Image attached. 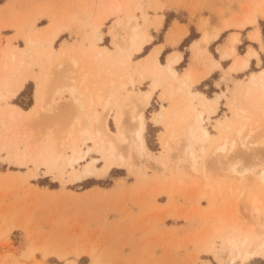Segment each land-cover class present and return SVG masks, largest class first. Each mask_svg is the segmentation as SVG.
I'll return each instance as SVG.
<instances>
[{"label":"rangeland","instance_id":"obj_1","mask_svg":"<svg viewBox=\"0 0 264 264\" xmlns=\"http://www.w3.org/2000/svg\"><path fill=\"white\" fill-rule=\"evenodd\" d=\"M244 20L253 24L232 26ZM172 23L186 29V37L176 45L184 30L169 31L166 41L173 49L154 48ZM131 26L141 37L137 52L127 42ZM252 29L264 46V0H0V62L11 76L8 89L22 85L0 102V264H229L230 256L232 264H264L236 251L264 238V54L241 73H216L201 82L217 67L209 59L218 60L216 46L228 34L242 36L238 55L248 45L257 50L243 38ZM231 39L232 47L237 41ZM103 48L110 55L93 58ZM155 49L158 54L145 65ZM172 50L180 62L169 73L157 66ZM87 73L94 85L111 81L90 121L65 91ZM156 73L159 87L142 111V157L135 149L133 106ZM213 80L222 81L218 96ZM38 86L43 101L31 113ZM197 92L214 99L203 103ZM11 111L19 116L10 118ZM157 113L174 128L201 115L209 136L203 143L191 141L195 170L183 137L163 147L170 128L152 121ZM118 119L124 142L113 144L123 164L101 175L107 148H100L101 140L104 132L116 140ZM78 128L89 137L77 143L86 156L75 168L95 159L96 172L72 182L61 159L70 153L68 133L77 137ZM231 139L232 151L212 156ZM229 241L237 243L230 255Z\"/></svg>","mask_w":264,"mask_h":264},{"label":"bare ground","instance_id":"obj_2","mask_svg":"<svg viewBox=\"0 0 264 264\" xmlns=\"http://www.w3.org/2000/svg\"><path fill=\"white\" fill-rule=\"evenodd\" d=\"M253 21L252 20H244L241 21L237 24L232 25L234 28L236 29H243L246 26L252 25ZM157 26L161 27L162 26V22H158ZM229 25H224L225 28H227ZM127 29H129L127 31L128 33V38H127V42H128V46L131 50H134L135 52L140 50V45H138L137 47L135 46V43L137 41V38L139 40H141V37L135 32L136 28L131 26V28L127 27ZM55 36V34H52L51 38L53 39ZM233 37V36H232ZM113 45L119 49V45L116 43V33H113ZM171 41V36L168 37ZM250 38L252 40H257V35L254 36H250ZM208 41V37L206 35L203 36L202 38V42H207ZM237 39L234 37L233 39H231V44L236 42ZM158 49L153 50V52L150 53L149 56H147L145 58V65H148L150 63V61L152 60V58H154L157 54H158ZM110 55V52L106 49L103 48L101 51H97L93 58L97 59V58H102V57H107ZM234 55V50L233 48L228 49L226 52L222 53V58H226V57H231ZM249 57H256L257 55L255 52L253 51H249L247 52L245 59H235L233 61V65L231 66V70L232 71H240L246 68L247 65V58ZM179 61V58L177 56H171L168 57L166 63L164 65H160L158 64L157 67H162L164 70H166L169 73H174L172 70V67L174 65H176ZM154 79L152 80L151 84H150V89L146 92H142V94L140 95L139 98H137V102L136 104L133 106V110L136 114L135 119L138 123V131L136 132V140H137V145L135 146V149L137 151V153L139 155H141L142 157L145 156L142 147L139 144V140H140V131L142 128V111L143 109H145L148 105L149 102L151 100V96L152 93L155 91V89H157L159 87V81L157 79V77L159 76L158 73L153 74ZM186 78L192 82L193 78L189 77L186 75ZM250 84H255V78L254 76H252L250 78ZM11 80V76L10 74L6 73L5 70V62L4 60L2 62H0V102L7 99V98H12L16 95V93L21 89V84H18L17 89H8V83ZM109 81V80H108ZM106 81L104 84H97L94 85L91 83L90 80V75L87 74H83L78 76V79H76V86H70L67 90L65 89V91L71 96L73 97V102H75L74 104H77L76 106H78V109L81 110V114L84 117V119L86 121H90L91 117L89 116L90 112L92 111V107H94L95 105H100L102 100H103V96H102V92L105 90L104 88H108L107 90H111L110 87V82L107 84ZM260 82V81H259ZM182 87V86H181ZM181 87H177L176 90L179 92L181 91ZM261 87L262 89H264V81H262L261 83ZM39 89L40 87L38 86L36 91H35V95H34V105L31 107V109L29 110L31 113H37V111L39 110V108L41 107L42 104V97L39 93ZM104 89V90H103ZM62 91L61 90V94ZM64 91V92H65ZM108 91V93H109ZM106 92V91H105ZM60 93V92H59ZM171 92L169 94H165L163 93L161 95L162 99H166L165 96H170ZM203 103L206 101H209L205 98L202 97ZM109 99L106 101L105 105H107L109 103ZM202 103V105H203ZM83 110H88L87 111H83ZM208 113H214L213 111H208ZM93 115V114H92ZM8 116L10 118H14L16 116H19V113H16L14 111L8 112ZM152 121L155 124H162L164 128H170V130L165 131V139L163 140V147H169V144L177 137V136H181L183 137V139H185V152L188 154L189 156V166H191V168L193 170H195V156L193 153V147L191 145V141H193L194 143H203L205 141H207L208 139V133L206 131V129L201 125L202 123V118L200 114H196L193 115L190 118V121L188 122V124H185L181 127H173L172 124H170L169 122H164L162 121V113H157L154 116H152ZM95 120H97L96 115H94ZM87 124V123H86ZM225 129H227L225 127ZM116 130H117V138L116 140H114L113 138H111L107 133L104 132V140H101V146L100 148H102V146H105V143L107 144V148H106V153L103 155V159H104V163L103 165L98 169L99 173L101 175L106 174L109 172L110 168L115 165L120 167L123 164V160L120 157L116 156V149L114 146V141H118L119 143L124 142V137H123V133H122V123H121V119H118L116 121ZM224 130V129H222ZM77 133L78 136L74 137V131H70L67 135V139H68V143H67V147L68 149H70V153L67 155V157L65 159H61V164L63 163V167L65 168H70V175H69V179L72 182H77L80 181L81 179H85L91 175H93L96 172V167H95V159H92L91 161H86V163L83 165V167L81 168V170H77L75 168V165H78L81 161H83L85 159L86 156V152L81 150V148H77V143L78 141H85L87 137H89V133L85 128H78L77 129ZM240 130L236 131L235 134V139L237 140L240 137ZM134 136V135H133ZM237 136V138H236ZM233 139V138H232ZM231 139V140H232ZM228 141L231 142L230 144H227L226 141L215 147L214 150H212L213 153L212 156H215V153H224L227 152L228 150L232 151V147L234 145V141L236 140H232V141ZM243 147L245 146V144L243 142H241V144ZM50 161H48L47 163H49ZM57 164L53 166L54 169L57 168ZM231 170V171H229ZM229 172H235V169H229ZM260 177L262 179H264V170H262ZM255 202V199L252 201V203ZM255 211V213L258 212V210L256 208L253 209ZM262 213V212H261ZM263 215H264V209H263ZM246 240H241L240 245L242 247H244ZM23 244L21 243L19 245V247H21ZM233 249H237V243L234 241H229L228 243V254L230 255L233 251ZM238 252L237 256L242 258V259H249V258H255V257H260L264 259V238L260 241H257L256 239L252 242H248V245L245 249H243V251L240 250H236ZM232 257L230 256L229 258V264L231 263Z\"/></svg>","mask_w":264,"mask_h":264},{"label":"crops","instance_id":"obj_3","mask_svg":"<svg viewBox=\"0 0 264 264\" xmlns=\"http://www.w3.org/2000/svg\"><path fill=\"white\" fill-rule=\"evenodd\" d=\"M181 30H184V34L182 35L181 39H180V37L177 39V40L180 39V40L177 42V44H176V45H178V44L181 42V40H182L183 38L186 37V35L188 34V32L186 31V29H183L182 26H180V25H178V24H175V23H172V25H170L169 30H168V31L165 33V35H164V38H163L164 40H163V42L160 43V44H157L156 46H154V48H158V49H160V51H163V50L167 49L168 47L171 48V49H173V46L168 45V43H167V41H166V39H167V34L169 33V31H172V33L175 34V33L179 32V31H181ZM220 33H221V31L218 33L217 36H219ZM254 35H257V40H252V39H250V36H254ZM232 36H234V37L236 36L237 43H235V44L231 47V46L228 45V43H229V40L231 39ZM241 37H242V36H241L240 34H238V33H230V34H228V35L226 36V38L223 40L222 44L216 46V48L219 49V50L216 49V51H217V55H218V60H215V59H213V58H210L209 61H210V66H211V67H215V66H217V67H215L212 71H210L209 75L206 76V77H204V79H202L201 82H202V81H205L208 77H210L211 75L216 74V73H219V74H220V77H221V74H222V73H226V74L228 73V74H230V75H231L232 73H233V74L241 73V72H243L244 70H246V69L249 67L250 62H251L252 60L255 61V64H256V65L260 62V59H259V55H258V53L262 52V54H264V46L262 45V42H261L260 32H259L258 30H256V29H252L251 31H248V32L243 36V38L246 40V42H248V43H250V44H251V43H252V44H255V45L257 46V50H258L259 52H257V50H255V49L252 48L250 45H248V46H246V48H245V50H244V54H243V55H238V54L236 53V48H237V46L240 44ZM177 40H176V41H177ZM230 48H233V50H234V55L231 56V57L222 58V56H221L222 53H223L224 51L230 49ZM249 51L256 52V53H257V56H258V59L254 58V57H249V58H247V65H246V68H245L243 71H232V70H231V66L233 65V61H234L235 59H245V56H246L247 52H249ZM176 54H178V53H176V52H174V51L172 50V51L167 55L166 58L171 57V56H174V55H176ZM166 60H167V59H166ZM179 62H180V58H179L178 63H179ZM178 63H177V64H178ZM208 63H209V62H208ZM177 64H176V65H177ZM206 74H207V73H206ZM221 82H222L221 80H219V81L213 80V82H212V86H213L215 89H218V88H219V91H220V92H214L213 95L218 96V95H220V93H223V91L221 90V85H222ZM196 95H197V96H200V98L203 97V98H205V99H207V100H209V101H213V99H214V98H206V97L203 96L204 94H202V93H200V92H197ZM222 104H223V103H222V101H221V102H220V106H221Z\"/></svg>","mask_w":264,"mask_h":264},{"label":"trees","instance_id":"obj_4","mask_svg":"<svg viewBox=\"0 0 264 264\" xmlns=\"http://www.w3.org/2000/svg\"><path fill=\"white\" fill-rule=\"evenodd\" d=\"M264 36V35H263Z\"/></svg>","mask_w":264,"mask_h":264}]
</instances>
